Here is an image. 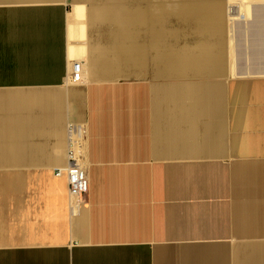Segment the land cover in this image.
Segmentation results:
<instances>
[{
	"label": "crops",
	"instance_id": "obj_1",
	"mask_svg": "<svg viewBox=\"0 0 264 264\" xmlns=\"http://www.w3.org/2000/svg\"><path fill=\"white\" fill-rule=\"evenodd\" d=\"M0 264H264V0H0Z\"/></svg>",
	"mask_w": 264,
	"mask_h": 264
},
{
	"label": "built area",
	"instance_id": "obj_2",
	"mask_svg": "<svg viewBox=\"0 0 264 264\" xmlns=\"http://www.w3.org/2000/svg\"><path fill=\"white\" fill-rule=\"evenodd\" d=\"M71 79L75 83L84 80L83 62L75 61L72 66ZM85 125L72 122L68 127L69 153L68 166L59 169L57 175H66L69 184L70 215L81 213L87 204V195L90 191L89 174L85 167V143L87 139Z\"/></svg>",
	"mask_w": 264,
	"mask_h": 264
},
{
	"label": "rangeland",
	"instance_id": "obj_3",
	"mask_svg": "<svg viewBox=\"0 0 264 264\" xmlns=\"http://www.w3.org/2000/svg\"><path fill=\"white\" fill-rule=\"evenodd\" d=\"M228 6L229 5H225L224 6L225 14H226V11L228 9ZM75 8H76V6H75ZM75 8H74L72 13H74ZM243 18H245L244 15L241 16L240 20L243 21L242 20ZM245 21H246V18H245ZM78 22L85 24L84 26L81 27V29L84 28V33L86 34L85 42H87L88 44H89V42H93L95 40V37L98 36V38L100 39L103 34H105L106 32L108 33V29L107 28L106 29H104V28L101 29V28L96 27V26L102 25L104 23L106 24L107 22H105V21H101V22H97V21L93 22V21H91L90 17H89V14H88V12L86 10H85L84 19L83 20L81 19ZM179 26L180 25H178V31L179 30L182 31V28L180 29ZM195 34H199L200 35V32H196ZM224 34H225L224 35V43L227 44L230 41L229 25H228L227 19L225 20V23H224ZM205 37L206 36H202V38L194 39V45H197L200 41H203ZM81 42H84V41H81ZM229 50H230V48L228 49V51L226 53V58L225 59L231 61L233 56H232L231 50L230 51Z\"/></svg>",
	"mask_w": 264,
	"mask_h": 264
},
{
	"label": "bare ground",
	"instance_id": "obj_4",
	"mask_svg": "<svg viewBox=\"0 0 264 264\" xmlns=\"http://www.w3.org/2000/svg\"><path fill=\"white\" fill-rule=\"evenodd\" d=\"M228 13H229V15H230V17L231 18H233V16H235V15H237V10H236V8H235V6H232V5H230V7H229V10H228ZM79 14V13H78ZM77 17H78V15H77ZM75 25V24H74ZM72 27V26H71ZM73 28V27H72ZM71 28V29H72ZM75 29V28H74ZM74 31V30H73Z\"/></svg>",
	"mask_w": 264,
	"mask_h": 264
},
{
	"label": "water",
	"instance_id": "obj_5",
	"mask_svg": "<svg viewBox=\"0 0 264 264\" xmlns=\"http://www.w3.org/2000/svg\"><path fill=\"white\" fill-rule=\"evenodd\" d=\"M243 21H245V18H243Z\"/></svg>",
	"mask_w": 264,
	"mask_h": 264
}]
</instances>
